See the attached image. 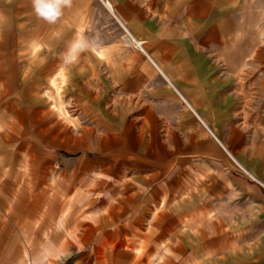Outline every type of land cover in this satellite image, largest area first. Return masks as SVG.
Listing matches in <instances>:
<instances>
[{
  "label": "rangeland",
  "instance_id": "obj_1",
  "mask_svg": "<svg viewBox=\"0 0 264 264\" xmlns=\"http://www.w3.org/2000/svg\"><path fill=\"white\" fill-rule=\"evenodd\" d=\"M131 38L103 0L55 23L0 0V264H264V210L214 198L190 155L133 176L141 98L110 65Z\"/></svg>",
  "mask_w": 264,
  "mask_h": 264
},
{
  "label": "crops",
  "instance_id": "obj_2",
  "mask_svg": "<svg viewBox=\"0 0 264 264\" xmlns=\"http://www.w3.org/2000/svg\"><path fill=\"white\" fill-rule=\"evenodd\" d=\"M103 1L132 37L113 47L110 65L120 64L113 75L125 93L141 98L133 176L160 179L156 162L190 155L214 198L239 195L262 212L264 0ZM232 158L255 180L234 174Z\"/></svg>",
  "mask_w": 264,
  "mask_h": 264
},
{
  "label": "clouds",
  "instance_id": "obj_3",
  "mask_svg": "<svg viewBox=\"0 0 264 264\" xmlns=\"http://www.w3.org/2000/svg\"><path fill=\"white\" fill-rule=\"evenodd\" d=\"M33 10L39 18L55 23L65 7H71L72 0H32Z\"/></svg>",
  "mask_w": 264,
  "mask_h": 264
},
{
  "label": "trees",
  "instance_id": "obj_4",
  "mask_svg": "<svg viewBox=\"0 0 264 264\" xmlns=\"http://www.w3.org/2000/svg\"><path fill=\"white\" fill-rule=\"evenodd\" d=\"M60 154L66 158H75V157L81 156L84 153L83 152H72V153H70V152H66V151H60Z\"/></svg>",
  "mask_w": 264,
  "mask_h": 264
}]
</instances>
